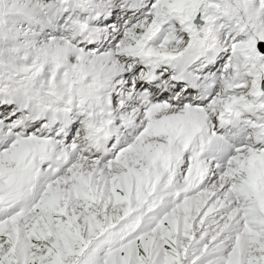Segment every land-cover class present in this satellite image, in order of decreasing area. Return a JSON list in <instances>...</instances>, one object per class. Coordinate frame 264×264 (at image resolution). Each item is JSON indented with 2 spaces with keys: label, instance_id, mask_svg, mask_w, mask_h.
<instances>
[{
  "label": "snow or ice",
  "instance_id": "1",
  "mask_svg": "<svg viewBox=\"0 0 264 264\" xmlns=\"http://www.w3.org/2000/svg\"><path fill=\"white\" fill-rule=\"evenodd\" d=\"M0 264H264V0H0Z\"/></svg>",
  "mask_w": 264,
  "mask_h": 264
}]
</instances>
